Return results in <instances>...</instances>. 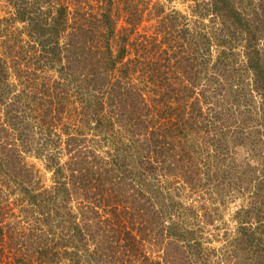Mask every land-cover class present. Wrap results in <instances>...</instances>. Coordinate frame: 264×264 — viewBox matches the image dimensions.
<instances>
[{"label": "trees", "instance_id": "trees-1", "mask_svg": "<svg viewBox=\"0 0 264 264\" xmlns=\"http://www.w3.org/2000/svg\"><path fill=\"white\" fill-rule=\"evenodd\" d=\"M2 1L0 264H264V0H165L196 19L150 35L141 0ZM186 191L242 201L219 248Z\"/></svg>", "mask_w": 264, "mask_h": 264}, {"label": "rangeland", "instance_id": "rangeland-1", "mask_svg": "<svg viewBox=\"0 0 264 264\" xmlns=\"http://www.w3.org/2000/svg\"><path fill=\"white\" fill-rule=\"evenodd\" d=\"M143 6H146L148 4L149 10L153 12V18L146 22L145 25L147 26L146 31L148 34H155L157 31L160 18H155L154 13L160 8L161 11L163 10V15L166 16L167 14H172V10L177 11L181 16H185L181 23H187L190 27L193 26V22L195 21V17L192 16L189 2H182V1H174L171 3H168L165 0H141ZM93 11L97 12L98 9L96 5L94 4ZM6 7L4 1H0V20L4 17H8V14L6 13ZM206 24H208L209 19L204 20ZM247 152L242 148L238 147L236 149V158L238 162H244V163H251L253 166H260V163H258L256 160H250L251 157L247 156ZM26 161L29 165H31L34 170L37 173L38 179L40 180L41 185L45 187H50L54 184V180L52 178V172L47 170L44 166L43 161L34 158V157H27ZM184 190H181L180 192H183ZM209 197V196H208ZM206 197V205L204 201L199 200L198 195H191L187 191L184 192L182 195V198L186 205H191L194 202V199L196 201L194 202L195 206L199 208L200 214L204 213L205 209H200V205L203 206V208L208 209L209 213H215L212 215L214 222L213 225H210L205 230V246H208L209 248H219L223 244V236L225 234H232L236 228V222L233 218L235 211L238 209L240 204L242 203L239 199H226V198H220L219 196L211 199ZM75 203V202H73ZM76 204V203H75ZM74 204L75 211H78L77 205ZM102 212V211H101ZM103 213V212H102ZM107 216L111 217L110 214H106ZM148 249V254L152 256L153 259H161L162 256H164V246L156 242L154 239H151L149 242H146Z\"/></svg>", "mask_w": 264, "mask_h": 264}]
</instances>
